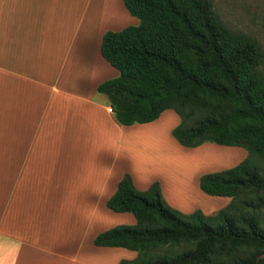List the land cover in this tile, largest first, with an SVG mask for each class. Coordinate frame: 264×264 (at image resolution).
Listing matches in <instances>:
<instances>
[{
  "label": "crops",
  "instance_id": "1",
  "mask_svg": "<svg viewBox=\"0 0 264 264\" xmlns=\"http://www.w3.org/2000/svg\"><path fill=\"white\" fill-rule=\"evenodd\" d=\"M131 17L122 0H0V264L135 257L93 245L115 222H136L106 207L125 173L138 190L155 180L162 190L164 155L131 132L144 124L119 125L97 92L119 75L100 54L103 35L138 25ZM158 119L148 135L160 136ZM174 171L169 192L183 185Z\"/></svg>",
  "mask_w": 264,
  "mask_h": 264
},
{
  "label": "trees",
  "instance_id": "2",
  "mask_svg": "<svg viewBox=\"0 0 264 264\" xmlns=\"http://www.w3.org/2000/svg\"><path fill=\"white\" fill-rule=\"evenodd\" d=\"M135 26L107 31L101 56L119 75L97 87L122 126L172 110V138L184 148L239 147L238 165L203 174L199 189L227 197L212 215L183 214L160 183L138 190L125 173L106 207L133 225L98 234L93 245L136 255L119 264H264V71L257 43L227 28L210 0H122Z\"/></svg>",
  "mask_w": 264,
  "mask_h": 264
},
{
  "label": "rangeland",
  "instance_id": "3",
  "mask_svg": "<svg viewBox=\"0 0 264 264\" xmlns=\"http://www.w3.org/2000/svg\"><path fill=\"white\" fill-rule=\"evenodd\" d=\"M210 1L216 16L227 28L244 34L257 43L263 53L260 69L264 71V0ZM131 18L138 22V19L135 17ZM131 25L133 26L135 24H127L126 26ZM159 119L161 120L159 123L160 136L154 134L148 135L150 133L149 131L157 127L156 124L159 121L157 123H149V125H139L131 129V132L137 130V133H134L133 137H140L145 140L150 155L154 153V156L157 158H163L164 155V172L157 179L161 181L162 193L165 200L168 201L172 208L183 214L202 210L205 215H212L226 207L228 203L225 200H229V198L210 197L203 194L198 187V179L203 174L223 171L238 165L247 157V152L243 148L224 147L215 144H204L193 149L181 147L171 136L172 126L175 124L174 127H176L180 121L176 113L174 111L170 113L164 112ZM153 125L155 126L148 128ZM176 161L180 169L176 167ZM176 168L177 170H175ZM184 170H189V172H185ZM168 171L178 173L179 181H182L183 185L185 183V186L181 184V186H176L175 190L170 186L171 189L169 192L167 187L169 186L167 184ZM215 208L217 209L212 211ZM181 209H184V211ZM115 224V227L129 225L125 221L121 223L115 222ZM88 232L85 245H87L88 238L93 233V229L91 228Z\"/></svg>",
  "mask_w": 264,
  "mask_h": 264
}]
</instances>
